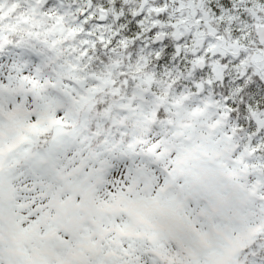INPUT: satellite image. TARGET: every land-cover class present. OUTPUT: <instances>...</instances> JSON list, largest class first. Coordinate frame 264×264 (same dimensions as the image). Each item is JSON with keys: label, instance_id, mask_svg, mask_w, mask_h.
I'll return each instance as SVG.
<instances>
[{"label": "snow or ice", "instance_id": "1", "mask_svg": "<svg viewBox=\"0 0 264 264\" xmlns=\"http://www.w3.org/2000/svg\"><path fill=\"white\" fill-rule=\"evenodd\" d=\"M0 264H264V0H0Z\"/></svg>", "mask_w": 264, "mask_h": 264}]
</instances>
